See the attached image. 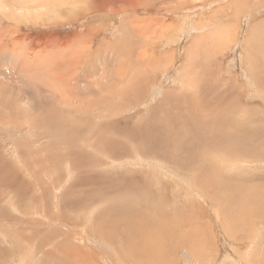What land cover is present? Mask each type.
<instances>
[{
    "label": "rangeland",
    "instance_id": "1",
    "mask_svg": "<svg viewBox=\"0 0 264 264\" xmlns=\"http://www.w3.org/2000/svg\"><path fill=\"white\" fill-rule=\"evenodd\" d=\"M135 1L0 0V264H264V219L232 226L225 184L264 193V89L246 62L264 0ZM223 109L231 134L263 129L248 168L204 144Z\"/></svg>",
    "mask_w": 264,
    "mask_h": 264
},
{
    "label": "bare ground",
    "instance_id": "2",
    "mask_svg": "<svg viewBox=\"0 0 264 264\" xmlns=\"http://www.w3.org/2000/svg\"><path fill=\"white\" fill-rule=\"evenodd\" d=\"M100 1V0H99ZM103 1V0H102ZM106 1H109V3H117L116 1H121V0H106ZM132 1V3H134V1L133 0H131ZM136 1H138V0H136ZM135 1V4L137 3ZM140 1V0H139ZM164 1V0H163ZM230 1V0H229ZM243 1H246V0H243ZM251 1H253V0H251ZM254 1H256L257 3H258V1L257 0H254ZM158 2H160V1H158ZM208 2V1H207ZM238 2H240V1H238ZM124 3V2H123ZM145 3V2H144ZM154 3V2H153ZM165 3V2H164ZM233 3V2H232ZM95 4V3H94ZM111 4H109L110 6H111ZM130 4V3H129ZM165 4H167V3H165ZM264 4V3H263ZM108 5V6H109ZM171 5V4H170ZM170 5H168L169 7H170ZM236 5V4H235ZM247 5V4H246ZM98 6V5H97ZM178 6V5H177ZM180 6V5H179ZM249 6V5H248ZM107 7V6H106ZM105 7V8H106ZM138 7V6H137ZM145 7V6H144ZM166 7V6H165ZM172 7V6H171ZM146 8H147V6H146ZM235 8H237V7H235ZM127 7L125 6L124 8H123V10L121 11L122 13H126L125 11H127ZM149 9V8H148ZM147 9V10H148ZM152 9H154V8H152ZM158 9V8H157ZM169 9V8H168ZM161 10V9H160ZM98 11H101L100 9L98 10ZM134 11H135V9H132V12H133V14H134ZM154 11V10H153ZM236 13H237V11H236ZM87 14H89V13H87ZM91 14V13H90ZM121 14V13H120ZM125 16V15H124ZM185 16V15H184ZM125 18V17H124ZM128 18V17H127ZM261 18V17H260ZM76 20V19H75ZM81 20V19H80ZM88 20V19H87ZM122 20V19H121ZM124 20V19H123ZM257 23H259V25H261V24H263L262 23V21L261 20H258L257 19ZM167 25V24H166ZM115 26V25H114ZM171 26H173V25H171ZM176 27V26H175ZM128 28V27H127ZM167 28H168V26H167ZM167 28H165V30L167 29ZM132 29V28H131ZM175 29V28H174ZM116 30H117V27H116ZM216 30H217V28H216ZM220 31V30H219ZM235 31V30H234ZM205 32V31H204ZM253 32V31H252ZM263 32H264V30H263ZM127 33H128V31H127ZM213 33V32H212ZM215 33V32H214ZM216 34L217 33H215L214 34V36H216ZM220 34V33H219ZM130 35V34H129ZM262 35V36H261ZM260 36H257V37H255V38H259L257 41H255L254 42V44H252L250 47H251V52L249 51V54L247 55L248 56V61H246L247 62V64H248V68H249V72H250V74H251V76H252V79H253V82H254V84H255V90H256V92L258 93V90H259V88H262V89H264V46H263V44H264V42H263V40H264V38H263V35L264 34H261ZM203 36V35H202ZM219 36V35H218ZM230 36V35H229ZM228 36V37H229ZM212 37V36H211ZM222 37H223V33H222ZM122 38H124V36L122 37ZM214 38V37H213ZM212 38V39H213ZM207 39V38H206ZM215 39V38H214ZM213 39V41H215ZM220 39V38H219ZM227 39V38H226ZM263 39V40H262ZM132 40V39H131ZM204 40H205V38H204ZM230 40V39H229ZM228 40V41H229ZM212 41V40H211ZM211 41H210V44H211ZM216 41H217V39H216ZM219 41V40H218ZM222 41V40H221ZM224 42H225V39L223 40ZM227 41V40H226ZM259 41H261V42H259ZM137 42V41H136ZM233 42V41H232ZM249 42V41H248ZM214 43V42H213ZM219 43V42H218ZM225 44H227V43H225ZM233 44V43H232ZM247 44V43H246ZM188 46V45H187ZM205 46V45H204ZM212 46V45H211ZM214 47H215V45H214ZM206 48V47H205ZM225 48V47H224ZM123 49H124V47H123ZM218 49V48H217ZM88 50V49H87ZM125 50V49H124ZM137 50V49H136ZM192 50V49H191ZM207 50V49H206ZM205 51V50H204ZM63 52V51H62ZM88 52V51H87ZM207 52H208V50H207ZM219 52H220V49H219ZM158 53V52H157ZM161 53V52H160ZM90 54V53H89ZM99 54V53H98ZM145 54V53H144ZM192 54V53H191ZM203 54V53H202ZM211 54V53H210ZM213 54V53H212ZM137 55V54H136ZM158 55V54H157ZM190 55V54H189ZM209 55V54H208ZM99 56V55H98ZM130 56H131V54H130ZM147 56V55H146ZM161 56H162V54H161ZM213 56H215V55H213ZM158 57V56H157ZM209 57H210V55H209ZM208 57V58H209ZM138 58V57H137ZM158 58H160V57H158ZM204 58V57H203ZM211 58V57H210ZM33 59H35V58H33ZM105 59V58H104ZM48 60V59H47ZM103 60V59H102ZM214 60V59H213ZM46 61V60H45ZM94 61V60H93ZM185 61V60H184ZM86 62V61H85ZM42 63V62H41ZM48 63V62H47ZM93 63V62H92ZM91 63V64H92ZM211 63V62H210ZM155 64L156 65H161L160 64V60L159 59H157L156 60V62H155ZM246 66V65H245ZM7 67V66H6ZM58 67V66H57ZM90 67V66H89ZM202 68V67H201ZM247 68V67H246ZM247 68V69H248ZM156 69V68H155ZM198 69V68H197ZM203 69V68H202ZM206 69V68H205ZM210 69V68H209ZM217 70V69H216ZM196 71V70H195ZM59 72V71H58ZM213 72V71H212ZM49 74V73H48ZM193 74H195L194 72H193ZM202 74V73H201ZM55 75V74H54ZM56 76H58V75H56ZM78 76H79V74H78ZM198 76V75H197ZM210 76V75H209ZM194 77V76H193ZM212 78V77H211ZM214 78V77H213ZM212 78V79H213ZM230 78V77H229ZM78 79V78H77ZM179 79V78H178ZM193 79V78H192ZM228 79V78H227ZM232 79V78H231ZM194 80V79H193ZM198 80V79H197ZM201 80H202V77H201ZM219 82L221 81L220 80V77H218V79H217ZM216 80V81H217ZM223 80V79H222ZM226 80V79H225ZM99 81V80H98ZM134 81V80H133ZM213 81H215V80H213ZM229 81V80H228ZM231 81V80H230ZM198 82V81H197ZM199 82H200V80H199ZM130 83V82H129ZM206 83V82H205ZM213 82H211V84H212ZM221 83V82H220ZM226 83V82H225ZM204 84V83H203ZM189 85V84H188ZM199 85V84H198ZM202 85V83H200V86ZM223 85H224V83H223ZM205 86V85H204ZM218 86H220V85H218ZM217 86V87H218ZM208 87V86H207ZM206 87V88H207ZM214 87V86H213ZM233 87V86H232ZM77 88V87H76ZM190 88V87H189ZM200 88V87H199ZM205 88V87H204ZM216 88V87H215ZM220 88H222V87H220ZM78 89V88H77ZM79 90V89H78ZM121 90V89H120ZM186 90H188V88L186 89ZM201 90V89H200ZM203 90V89H202ZM207 90V89H206ZM189 91V90H188ZM217 91H219V88H217ZM221 91V90H220ZM249 91V90H248ZM213 92V91H212ZM223 97L224 98H226L227 100L230 98V101H233L234 102V99H235V97L237 96L238 97V94L236 95V93H237V91H236V89H234V90H230V88H225L223 91ZM221 92V93H222ZM243 92V91H242ZM241 92V93H242ZM255 92V91H254ZM181 93V92H180ZM190 93H191V90H190ZM189 93V94H190ZM216 93V92H215ZM262 93V92H261ZM182 94V93H181ZM192 95H193V93H191ZM195 94V93H194ZM213 94H214V92H213ZM218 94V93H217ZM245 94H247V92L245 93ZM255 94V93H254ZM260 94V93H259ZM264 94V93H263ZM219 95V94H218ZM241 95V97L243 96V94H240ZM178 96V95H177ZM182 96V95H181ZM189 96V95H188ZM196 96V95H195ZM220 96V95H219ZM222 96V95H221ZM245 96V95H244ZM258 96V95H257ZM102 97V96H101ZM246 97V96H245ZM196 98H198V97H196ZM92 99V98H91ZM96 99V98H95ZM99 99V98H98ZM120 99V98H119ZM187 99V98H186ZM213 99H215V98H213ZM239 99H241V98H239ZM264 99V98H263ZM217 100V99H216ZM219 100V99H218ZM243 100V99H242ZM229 101V102H230ZM241 101V100H240ZM17 102V101H16ZM89 102V101H88ZM91 102V101H90ZM176 102H179L178 100L176 101ZM222 102V101H221ZM228 102V103H229ZM238 103H239V101H237ZM243 102V101H242ZM101 103V102H100ZM231 103V102H230ZM235 103V102H234ZM104 104V103H103ZM188 104V103H187ZM224 104V103H223ZM102 105V104H101ZM215 105V104H214ZM220 105V104H219ZM233 105V104H232ZM244 105V104H243ZM243 105H242V107H243ZM245 105H247V104H245ZM244 105V106H245ZM7 106V105H6ZM82 106V105H81ZM90 106H92V105H90L89 104V109H90ZM224 106H225V104H224ZM231 106V105H230ZM53 107V106H52ZM219 107V106H218ZM239 108H242V107H240V105L238 106ZM251 107V106H250ZM60 108V107H59ZM86 108V107H85ZM162 108V107H161ZM176 108H177V106H176ZM228 108H229V104H228ZM239 108H237V109H239ZM178 109V108H177ZM181 109V108H180ZM220 109V108H219ZM226 109V110H225ZM225 109H223L222 110V112H221V110H218L219 112H217L215 115H211V116H214V120L216 121V124L215 125H217V127H213L212 125H214V123H212L213 121H211V117H210V114H206L205 115V122H206V126L208 127V128H210V131H208L207 133V140L206 141H204L205 143V145L208 147V146H210V148L212 149V150H217V149H219V148H221L222 149V147L224 148V149H226V147H228V148H232V149H236V152H231V154H234V164L235 165H233V167H236L237 169H240L241 170V168H245V167H250L254 162H251V161H249L248 159H247V157H248V154L250 153L249 151H247V149H254L255 147H257L258 146V144L257 143H259V141L257 142V137L259 138V134H264V132L262 131L263 129H261V131H262V133H260L261 131H259L258 129H257V131H259L258 133H257V131H256V133L258 134V135H256L257 137H256V139H255V134L253 135L251 132L249 133V132H240V133H237L236 131H234V133L233 134H231L232 133V131L233 130H231L232 129V126H230V127H227L226 125H224V120L222 119L223 118V111L224 112H227V110H229V109H227L226 107H225ZM243 109H244V107H243ZM160 110V109H159ZM162 110V109H161ZM160 110V111H161ZM164 111V110H163ZM177 112H178V110H177ZM218 113H221V114H219V115H222V117H220V116H216ZM228 113V112H227ZM226 113V114H227ZM234 113H236V112H234ZM238 113H240V112H238ZM60 114V113H59ZM162 114H163V112H162ZM158 115H160V114H158ZM164 115V114H163ZM224 115H225V113H224ZM58 116V115H57ZM161 116V115H160ZM258 119L257 120H260V119H264V113H262L260 110H259V115H255ZM254 116V117H255ZM178 117H180V116H178ZM177 118V117H176ZM190 118V117H189ZM161 119H163V116H162V118ZM180 119V118H179ZM186 119V118H185ZM199 119V118H198ZM197 119V120H198ZM220 119V120H219ZM255 119V118H254ZM157 120V119H156ZM191 120V119H190ZM117 122V121H116ZM163 122V121H162ZM184 122H186L185 120H184ZM251 122V121H250ZM203 123V122H202ZM256 123V122H255ZM259 123V122H258ZM149 124V123H148ZM200 125H202V124H200ZM262 125V124H261ZM212 126V127H211ZM238 126H239V124H238ZM260 126V125H259ZM258 126V127H259ZM92 127H93V125H92ZM199 127V126H198ZM257 127V128H258ZM142 128V127H141ZM161 128H162V126H161ZM160 128V129H161ZM200 128H202V127H200ZM231 128V129H230ZM180 129V128H179ZM182 129H184V128H182ZM181 129V130H182ZM237 129V128H236ZM235 129V130H236ZM162 130V129H161ZM136 131V130H135ZM149 131V130H148ZM152 131H154V130H152ZM163 131H164V129H163ZM187 131V130H186ZM216 131H219V135H215V133H216ZM238 131H242V130H238ZM150 132H151V130H150ZM150 132H148V133H150ZM156 131H154V133H155ZM200 132V131H199ZM147 133V134H148ZM153 133V132H152ZM255 133V132H254ZM163 134V133H162ZM179 134V133H178ZM203 135H204V133H202ZM153 135V134H152ZM157 135H159L158 133H157ZM157 135H155V136H157ZM160 136V135H159ZM205 136V135H204ZM261 136V135H260ZM97 137V136H96ZM145 137H146V135H145ZM201 137H203V136H201ZM263 137H261V139H262ZM147 139H148V137H147ZM159 140H160V138H158ZM260 139V140H261ZM154 141H157V139L155 140V139H153ZM205 140V139H204ZM263 140H264V138H263ZM147 141V140H146ZM150 141V140H149ZM162 141V140H161ZM163 141H164V139H163ZM137 142V141H136ZM141 142V141H140ZM148 142V141H147ZM153 142V141H152ZM199 142V141H198ZM257 142V143H256ZM139 143V142H138ZM157 143V145L159 144L158 142H156ZM197 143V142H196ZM136 144V143H135ZM199 144V143H198ZM100 145V144H99ZM133 145H134V143H133ZM140 145V144H139ZM155 145V144H154ZM264 145V144H263ZM97 146V145H96ZM137 146V145H136ZM147 146V145H146ZM145 146V147H146ZM131 148H132V146H130ZM137 147H139V146H137ZM141 147V146H140ZM142 147H143V145H142ZM156 147V146H155ZM154 146H153V148H155ZM217 147H219V148H217ZM258 147H260L259 148V150L260 151H262L261 150V146H258ZM98 148V147H97ZM134 148V147H133ZM217 148V149H216ZM143 149H145V148H143ZM156 149V148H155ZM206 149V148H205ZM224 149H222V150H224ZM138 150H139V148H138ZM207 150V149H206ZM205 150V151H206ZM220 150V149H219ZM227 150V149H226ZM229 150V149H228ZM140 151V150H139ZM144 151V150H143ZM143 151H142V153H143ZM156 151V150H155ZM221 151V150H220ZM259 151V152H260ZM207 152H209V151H207ZM223 152V154H224V158L226 157V154H228V153H225L224 151H222ZM261 153V152H260ZM263 153V152H262ZM218 154V152H215L214 153V156H215V158H213V159H215L216 161H218V162H220L221 161V158H220V156L219 155H217ZM229 154H230V152H229ZM245 154H247V157L245 156ZM258 154V153H257ZM255 156V155H254ZM258 156H259V154H258ZM228 157V156H227ZM139 158V157H138ZM249 158V157H248ZM255 158V157H254ZM152 160V159H151ZM156 160V159H155ZM162 160V159H161ZM114 161V160H113ZM152 161H154V160H152ZM73 162V161H72ZM115 162V161H114ZM113 162V163H114ZM118 162V161H117ZM181 162V161H180ZM223 162V161H222ZM224 162H228V159L225 161V159H224ZM224 162H223V164H221V165H224ZM156 163V162H155ZM186 163V162H185ZM229 163V162H228ZM55 164V163H54ZM120 165V164H119ZM144 165V164H143ZM148 165V164H147ZM155 165V164H154ZM163 166V165H162ZM166 166H168V165H166ZM151 167V166H150ZM204 167V166H203ZM207 167H209V166H207ZM215 167V166H214ZM105 168V167H104ZM153 168V167H152ZM156 168V167H155ZM162 168V167H161ZM164 168V167H163ZM166 168V167H165ZM136 169V168H135ZM149 169V168H148ZM152 170V169H151ZM155 170V169H154ZM158 170H160V169H158ZM167 170V169H166ZM153 171V170H152ZM156 171V170H155ZM154 171V172H155ZM163 171V170H162ZM170 171V170H169ZM153 172V173H154ZM166 173V172H165ZM170 173H171V171H170ZM157 174V173H156ZM163 175V174H162ZM146 176V175H145ZM155 176V175H154ZM165 176V175H164ZM167 176V175H166ZM171 177H172V175H170ZM204 176H206V175H204ZM170 177V178H171ZM125 179V178H124ZM133 179V178H132ZM148 179V178H147ZM167 179V178H166ZM165 179V180H166ZM203 180H202V182H200V186H201V189H202V191H205V192H207L210 196H212L213 198H216V199H219V198H222V196H223V193H222V187H221V185H222V182L221 181H219V180H217V182H216V185L215 186H212V185H210L209 184V182H208V180L206 179V178H202ZM248 179V178H247ZM254 179H255V177H254ZM253 179V180H254ZM257 179H259V178H257ZM155 180V179H154ZM163 181V180H162ZM245 180H242V178H238V179H236L235 180V182L234 183H232L231 181H227V182H225V184H228V185H230V186H233V185H237V190H238V195L237 196H235V198H234V196H233V198L232 199H229V201H228V208H229V210H230V213H231V217L232 218H230L231 220V222H233V224H232V226H234V225H240V226H244V225H246V224H257L258 222H259V220L261 221V222H263V219H264V212L263 211H256V213L254 212V210H255V208H257V204L259 203L260 204V207L259 208H264V191L262 192L263 194H261V192H257V190L258 189H256V192L254 193V188H256V187H258V185H256V186H254V183L253 182H251L252 183V185H250L251 183H249L248 185H246L247 184V182L245 183L244 182ZM255 181V180H254ZM258 182V181H257ZM97 183V182H96ZM196 183H198L197 182V179L196 178H194V183L193 184H196ZM102 184V183H101ZM192 184V183H191ZM93 185V184H92ZM149 185V184H148ZM250 185V186H249ZM110 186V185H109ZM192 186V185H191ZM250 187V188H248L247 189V187ZM252 186H254V188H251ZM261 184L259 185V187L258 188H261ZM263 186H264V184H263ZM108 187V186H107ZM134 187V186H133ZM129 188V187H128ZM263 188V187H262ZM151 189V188H150ZM155 190H156V187L154 188ZM161 189V188H160ZM96 190H97V188H96ZM140 190V189H139ZM149 190V189H148ZM245 190H249V191H245ZM82 191V190H81ZM145 191V190H144ZM151 191V190H150ZM158 192H159V190H157ZM166 191V190H165ZM247 192L246 193V195L244 194H241V192ZM99 192V191H98ZM138 192V191H137ZM142 192V191H141ZM141 192H139V193H141ZM149 192V191H148ZM151 192H153V191H151ZM150 192V193H151ZM129 193V192H128ZM139 193H136V194H138L139 195ZM165 193H167V191L165 192ZM211 193V194H210ZM236 193V192H235ZM90 194H93V193H90ZM132 194V193H131ZM135 194V193H134ZM153 194H155V193H153ZM233 194V193H232ZM241 194V195H240ZM145 195V194H144ZM150 195V194H149ZM158 195H159V193H158ZM122 196V195H121ZM124 196H125V194H124ZM137 196V195H136ZM164 196V195H163ZM162 196V197H163ZM146 197V196H145ZM153 197V196H152ZM155 197V196H154ZM124 198V197H123ZM228 198H229V196H227L226 197V201L228 200ZM131 199V198H130ZM160 199V198H159ZM162 199V198H161ZM165 199V198H164ZM145 200V199H144ZM147 200V199H146ZM156 200V199H155ZM159 201V200H158ZM161 201V200H160ZM136 202V201H135ZM134 202V203H135ZM87 203V202H86ZM133 203V202H132ZM58 205V204H57ZM86 205V204H85ZM109 206V205H108ZM112 206V205H111ZM115 207V206H114ZM146 209V208H145ZM184 209H186V208H184ZM183 209V210H184ZM92 210V209H91ZM91 210H90V212H91ZM109 210V209H108ZM125 210V209H124ZM173 210H175V209H173ZM120 212V211H119ZM141 212V211H140ZM184 213H185V211H184ZM252 213V214H251ZM258 213V214H257ZM121 214V213H120ZM137 214V213H136ZM143 214V213H142ZM235 214L237 215L236 217H235ZM51 215V214H50ZM83 215H85V214H83ZM123 215H124V213H123ZM143 215H145V214H143ZM149 215H150V213H149ZM34 216V215H33ZM188 216V215H187ZM186 216V217H187ZM84 217V216H83ZM133 216H131L130 218H132ZM147 217V216H146ZM164 217V216H163ZM169 217V216H168ZM255 217L258 219V221L256 220L255 221ZM144 218H145V216H144ZM190 218V217H189ZM129 219V218H128ZM141 219H143V218H141ZM146 219V218H145ZM167 219V218H166ZM165 219V220H166ZM233 219H234V221H233ZM125 220V219H124ZM147 220H148V218H147ZM146 220V221H147ZM161 220V219H160ZM189 220V219H188ZM187 220V221H188ZM139 221V220H138ZM142 221V220H141ZM140 221V222H141ZM157 221V220H156ZM127 222V221H126ZM125 222V223H126ZM143 222V221H142ZM141 222V223H142ZM159 222V221H158ZM164 222V221H163ZM238 223V224H236V223ZM90 223V222H89ZM111 223V222H110ZM226 224V223H225ZM229 224V223H228ZM262 224V223H261ZM142 225V224H141ZM230 225V224H229ZM127 226V225H126ZM132 226V228L134 227V229H135V226H133V225H131ZM153 226V225H152ZM232 226H230V227H232ZM239 226V227H240ZM252 226V225H251ZM256 226V225H255ZM99 227V226H98ZM129 228V227H128ZM143 228H146L145 226L143 227ZM151 228V227H150ZM234 228V227H233ZM235 228H236V226H235ZM141 229V228H140ZM226 229V228H225ZM137 230V229H136ZM150 230V229H149ZM243 230V229H242ZM139 231V230H138ZM239 231V230H238ZM240 231H241V228H240ZM239 231V232H240ZM140 232V231H139ZM138 232V233H139ZM156 232V231H155ZM258 232V231H257ZM77 233V232H76ZM88 233V232H87ZM142 233H146V232H142ZM157 233V232H156ZM235 233H237V231L235 232ZM149 234V233H148ZM153 234H155V233H153ZM257 234V233H256ZM255 234V235H256ZM125 235V234H124ZM142 235V234H141ZM151 235V234H150ZM157 235V234H156ZM235 235V234H234ZM240 235V234H239ZM82 236V235H81ZM138 236V235H137ZM149 236V235H148ZM153 236V235H152ZM152 236H149V237H152ZM258 236V235H257ZM83 237V236H82ZM105 237V236H104ZM154 237V236H153ZM152 237V238H153ZM158 237H159V235H158ZM119 238V237H118ZM125 238V237H124ZM152 238H151V240H152ZM256 238V237H255ZM258 238V237H257ZM84 239V238H83ZM105 239V238H104ZM127 239V238H126ZM135 239V238H134ZM140 239H142V238H140ZM149 239V241H150V238H148ZM155 239H157L156 237H154V240L153 241H155ZM184 239V238H183ZM87 240V239H86ZM85 240V241H86ZM123 241V240H122ZM134 241V240H133ZM158 241H160V239L158 240ZM157 241V242H158ZM190 240H188V242H189ZM256 241V240H255ZM141 242H143L142 240L140 241V243ZM134 243H135V241H134ZM150 243V242H149ZM153 243V242H152ZM253 243V242H252ZM88 245H90V244H88ZM137 244H135L134 246H136ZM192 245V244H191ZM138 246V245H137ZM143 246V245H142ZM146 246V245H145ZM149 246V245H148ZM133 249H134V247L133 246H131ZM130 247V248H131ZM141 247V246H140ZM187 247V246H186ZM158 248H160V247H158ZM137 249V248H136ZM135 249V250H136ZM134 250V251H135ZM140 250H143L142 248L140 249ZM133 251V252H134ZM137 251H138V249H137ZM100 252V251H99ZM142 253H140V254H143V251H141ZM203 252V251H202ZM6 253V252H5ZM84 253V252H83ZM87 253V252H86ZM42 254V253H41ZM90 255H91V253H89ZM160 254V253H159ZM208 254V253H207ZM43 255V254H42ZM132 255H134V253L132 254ZM136 255V254H135ZM151 255V254H150ZM75 256V255H74ZM142 256V255H141ZM141 256H140V258H141ZM160 256V255H159ZM158 256V257H159ZM67 257V256H66ZM80 257V256H79ZM82 257V256H81ZM86 257V256H85ZM88 257V256H87ZM90 257V256H89ZM144 257V256H143ZM204 257V256H203ZM92 258V257H91ZM25 259V258H24ZM149 260V259H148ZM147 260V261H148ZM152 260H154V259H152ZM151 260V261H152ZM157 260V259H156ZM154 262V261H153ZM132 263V262H131ZM134 263V262H133ZM161 263V262H160ZM162 264V263H161ZM167 264V263H166ZM170 264V263H169Z\"/></svg>",
    "mask_w": 264,
    "mask_h": 264
}]
</instances>
